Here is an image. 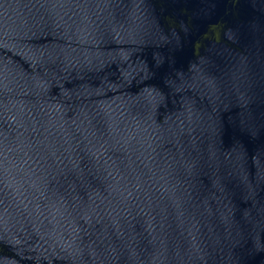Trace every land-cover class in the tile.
<instances>
[{
	"label": "water",
	"instance_id": "1",
	"mask_svg": "<svg viewBox=\"0 0 264 264\" xmlns=\"http://www.w3.org/2000/svg\"><path fill=\"white\" fill-rule=\"evenodd\" d=\"M0 264H264V0H0Z\"/></svg>",
	"mask_w": 264,
	"mask_h": 264
}]
</instances>
